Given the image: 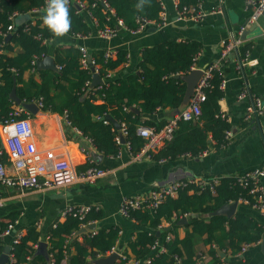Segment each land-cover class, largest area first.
<instances>
[{
  "label": "trees",
  "instance_id": "trees-1",
  "mask_svg": "<svg viewBox=\"0 0 264 264\" xmlns=\"http://www.w3.org/2000/svg\"><path fill=\"white\" fill-rule=\"evenodd\" d=\"M86 9L101 28L112 24L107 20L106 9L99 0H84ZM117 16L121 17L129 29L136 27V18L145 17L159 21L160 0H106ZM201 0H178V8L195 7ZM46 0H0V122L8 118L13 101L10 92L15 86L16 94L26 102L41 100L42 109L64 115L72 126L88 136L95 149L103 155H115L121 144L117 142L118 129L108 116L118 123H124V135L128 149L136 154L143 145L137 128L139 125L156 126L142 115H151L158 108H177L183 98L185 83L175 74L188 73L201 51L198 41L175 38L146 46L140 51L138 70L128 72L122 78H115L113 72L125 65L128 53L125 48L114 50V55L106 56L105 49L88 51L91 60L98 67V73L104 82L89 88L93 71L80 63L82 51L74 44H53L51 54L59 70L35 68L28 78L24 71L31 70L34 55L40 58L48 54L45 40L56 37L43 23V16L31 17L7 30L12 13H25L32 8H39ZM71 30L69 34L89 35L91 22L85 14L76 10L69 0ZM108 72L110 75L108 76ZM223 69L219 65L212 71V76L205 88V99L201 102V113L197 120H179L172 137L157 151L151 153L154 159H175L181 155L198 156L210 146L219 148L228 140L230 131L228 119L221 117L219 100L223 90L219 84L223 78ZM137 106L140 113L133 111ZM134 112V113H133ZM22 113L21 116H27ZM160 124L156 127H160ZM96 165V164H94ZM103 167L101 165H96ZM242 174V173H240ZM238 174V175H240ZM238 175L207 177L211 182L204 185L200 180H183L174 197L166 196L156 206L141 207L131 210L129 217L139 230L133 238L127 240L130 250H123L125 258L119 257L117 264H128L129 258L139 261L148 259L147 264H175V255L180 264H197L195 241L202 237L211 247L208 254L211 259L207 264H222L216 247L230 249L233 254L241 250L244 244L258 242L264 234L263 225L249 215L236 212L231 217L223 214H211L221 205L240 198L254 201V196L238 181ZM206 178L203 179L207 180ZM186 214L187 227L183 238L177 235L178 222ZM18 217V212H11L0 218V231ZM101 217L100 211L92 208L84 219L66 215L61 217L46 234L38 231L35 225L22 229V235L11 249L12 261L8 264H21L26 255H30L28 264H96L99 255L109 252L119 238L118 226L96 228L95 233L84 232L74 236L83 221H92ZM164 221L168 228L158 226ZM160 231L159 235L156 234ZM171 233L168 240L166 235ZM80 236V237H79ZM44 240L47 243L48 259L35 252L34 245ZM11 239L5 243L10 242ZM155 242L163 245L164 250L153 247ZM0 239V251L3 250ZM246 259L235 257L228 264H245Z\"/></svg>",
  "mask_w": 264,
  "mask_h": 264
},
{
  "label": "crops",
  "instance_id": "crops-1",
  "mask_svg": "<svg viewBox=\"0 0 264 264\" xmlns=\"http://www.w3.org/2000/svg\"><path fill=\"white\" fill-rule=\"evenodd\" d=\"M160 4L164 6L166 16L173 20L178 0H160ZM217 8L220 11H215ZM252 9L253 4L249 0H201L200 10L204 14L198 19L185 18L161 27L151 25L138 33L128 28H118L110 38L95 34L78 37L67 33L48 40L46 55H52L53 44H74L83 46L88 51L125 48L128 60L113 72L115 78H122L128 72L138 70L140 51L146 46L171 38L198 41L201 51L196 57L194 67L203 69L215 62L222 66L226 85L219 105L229 116L230 132L225 145L219 148L210 146L198 156L181 155L175 159H154L147 156L136 158L126 143H120L117 154L103 155L95 149L88 136L68 123L64 115L43 110L41 107L36 114H30L26 110L33 128L31 142L39 152L45 154L53 150L58 157L68 158L77 172L94 164L111 171L95 182H78L54 190L21 191L0 183V199L3 200L0 218L13 211L18 212L17 224L10 234L4 236V242L9 241L16 231L29 225H35L38 231L46 234L62 217L60 212L63 208L71 204H91L101 213L100 218L94 219L95 229L118 226L120 236L117 247L130 252L127 240L135 236L139 227L129 216L120 213L119 205L123 196L146 194L152 188L180 180L197 181L207 177L235 176L261 165L264 161V109L260 115L251 119L245 118L253 98L264 95V14L261 13L251 20ZM45 14V10H41L38 16ZM253 24H256L254 28ZM91 29L93 31L94 27ZM233 38L239 40L237 47L232 48L221 59L222 40ZM33 72L24 71L23 77L28 78ZM241 91L246 92L243 98L238 97ZM172 110L158 108L151 115H142V118L158 126L172 116ZM135 113H140L139 109ZM7 167H10L9 164ZM236 212L249 215L264 228V212L240 201H237L233 215ZM178 224L177 235L183 238L190 227H187V221L179 220ZM168 225L169 223L165 224L167 228ZM168 235L172 237L171 233ZM261 240L262 237L258 242L249 244L241 256H237L238 252L233 254L230 249H222V255L216 252L222 264H228L236 256L246 259L245 264H264ZM211 246L205 244L202 237L195 241L197 264L209 262L211 257L208 249ZM33 247L36 249L37 245ZM109 254L107 252L103 256ZM114 264H117V260Z\"/></svg>",
  "mask_w": 264,
  "mask_h": 264
},
{
  "label": "built area",
  "instance_id": "built-area-1",
  "mask_svg": "<svg viewBox=\"0 0 264 264\" xmlns=\"http://www.w3.org/2000/svg\"><path fill=\"white\" fill-rule=\"evenodd\" d=\"M76 10L80 13L86 15L87 19L91 22L94 27L91 34H95L100 37L110 38L113 36L118 28H127L124 24V21L121 17L117 16L114 9L109 6L106 0H99L102 6L106 9L107 20L111 21L112 24H105L103 27L98 28L97 22L90 14V12L86 9V3L84 0H71ZM251 4H253L251 20L255 17L259 16L264 10V0H249ZM161 5V10L159 12V21H153L147 19L145 17H137L136 18V27L134 29H130L134 33H138L146 29L148 26L154 25L157 27H161L171 23L172 21L182 20L185 18L198 19L204 13L200 10V4L195 7H182L177 8L175 18L171 20L166 16L164 11V6ZM47 0L44 6L39 8H32L27 11L30 17L38 16L41 10H46ZM215 11H220V8H217ZM22 13H12L10 15L11 22L7 26V30H13L17 27L15 24L16 18ZM40 17V16H38ZM23 23V22H22ZM21 24V23H20ZM19 25V24H18ZM129 29V28H128ZM241 31V30H240ZM90 35V34H89ZM5 36L4 33L0 32V37L3 38ZM78 37H84L87 35H76ZM48 41V40H47ZM45 40L44 42L47 43ZM239 43L238 39L231 40H222V49L220 51V58L224 59L230 50L234 47H237ZM82 51L80 57V63L83 66H90L92 63L94 72L98 73V67L94 65L93 61L91 63L88 58V50L87 48L80 46ZM0 50L1 44H0ZM106 56L114 55L113 49H105ZM199 54V53H198ZM197 54V55H198ZM248 55V54H247ZM197 57V56H196ZM41 58L37 55H34L31 59V65H33L32 71L37 68L36 63ZM246 62V59L243 60ZM220 65L219 62H215L203 68V74L198 80L197 84L194 87V91L191 95L189 103L180 110L179 113L174 114L169 117L167 121L160 127L156 126H146L139 125L137 128L138 134L144 138L143 145L140 150L134 154V157L139 158L141 156L151 157V153L155 152L159 147H161L167 140L172 137L173 131L176 129L178 121L183 120H197L201 113V102L205 99V88L208 86V81L212 76V71L215 68H218ZM195 65L192 66L191 69L195 68ZM58 69L59 66L56 65ZM110 75V72L107 74ZM104 78L102 82H104ZM91 81H87L86 84L89 87ZM226 85V79L222 78L219 87L223 90ZM246 96L245 91H241L238 94L239 98H243ZM38 107H42L41 100L36 101ZM135 108V105L133 106ZM264 109V95L256 96L252 100V104L248 107V110L245 114L246 119H251L253 116L262 114ZM22 113H27V111L21 107L20 105L12 106V111L9 113L8 118H6L3 122H0V183L7 187L18 188L21 191H30V190H54L64 188L68 185L84 182V183H92L96 180L103 178L106 176L111 170L105 167H99L96 165H88L84 170L77 172L73 167L70 160L66 157H58L56 153L51 150L42 154L39 152L34 144L31 142L33 137V128L31 124L30 117L24 116L22 117ZM28 114V113H27ZM220 115L223 118L228 119V114L221 110ZM67 122V121H66ZM69 123V121H68ZM79 131L78 129H76ZM120 132L124 136L126 133L125 124H120ZM229 132H227V136H229ZM125 138V137H124ZM117 142L120 143L119 133L116 137ZM126 143V141H125ZM127 148L128 145L126 144ZM191 156V155H190ZM9 164V168L7 167ZM215 182L218 180L214 179ZM238 181L244 186L248 187L249 192L253 194L254 201L251 202L246 198H240L237 201L246 203L251 205L252 207L258 209L260 212H264V161L261 165L254 167L250 170L243 172L238 175ZM211 182L210 180H200L198 183L204 185L206 183ZM185 185V182L182 180L172 182L171 184H167L164 186L152 188L146 194H137L131 196H123L119 210L120 213L124 216H129L131 210L141 208V207H149L156 206L159 202H161L166 196L174 197L177 195L178 189ZM3 204V200L0 199V206ZM92 208H95L91 204H76V205H68L61 210V216L64 217L66 215L77 216L81 220L85 218L86 214L90 212ZM186 216V214H185ZM88 223H95L92 221H83L80 223V227L86 226ZM168 223V222H166ZM165 223V224H166ZM17 224V219L13 222H10L7 227L0 231V239L4 242V236L8 235L14 230L15 225ZM165 224H160L158 226V230H161ZM95 228L90 229L89 232L95 233ZM120 234V230H119ZM22 235V229H19L12 236L11 241L8 243H3L5 245L10 246V252L8 255V262L4 264H8L12 261L11 249L14 243L18 242L19 238ZM170 237L167 234L166 239L168 240ZM118 240L116 244L112 247L109 253L118 252L119 257L125 258L122 250H119L117 247ZM250 243L244 244L241 250L237 253V256H241L242 252L245 250ZM37 245V244H36ZM36 245H34L36 247ZM3 246V248H4ZM153 247H158L160 250H164L163 245L159 242H155ZM3 252L0 251V254ZM103 255H99L101 257ZM176 262L175 264H180L179 257L177 255L174 256ZM30 259V255H26L25 261L21 264H28V260ZM148 259L144 261H139L136 258H129L128 264H147Z\"/></svg>",
  "mask_w": 264,
  "mask_h": 264
},
{
  "label": "water",
  "instance_id": "water-1",
  "mask_svg": "<svg viewBox=\"0 0 264 264\" xmlns=\"http://www.w3.org/2000/svg\"><path fill=\"white\" fill-rule=\"evenodd\" d=\"M262 14H264V10L262 11ZM29 18H30V15L25 12L16 18L15 23L20 24ZM255 25L256 24H253L252 28H254ZM88 58H89V61L91 63V55L89 53H88ZM36 66L38 69L49 68V69H53V70H59L54 63V58L52 55H46L44 58L38 60L36 63ZM90 66H91V70L93 71V73H92L91 82L89 84V88L95 86L96 84H98L102 81L99 73L94 72L92 63L90 64ZM202 74H203L202 68H193L186 74H175L174 75V77H177V78L180 77L181 79H183V81L185 83V91H184V95H183V98H182L180 105L177 108H174L172 110V112H173L172 116L174 114L179 113L180 110L189 103L191 95L194 91V87L197 84L200 77L202 76ZM10 97H11L14 104L20 105L25 110H27L30 114H36L39 110V107L35 101L26 102V101L22 100L16 94L15 86H13V88L10 92ZM135 111L138 112V109L134 108V112ZM108 118L111 119V121L113 122L115 127L118 129V133L120 136V143H125V138L120 132V123H118L116 120H114L111 116H108ZM236 205H237V200L229 201V202L221 205L215 211L210 212L208 215L223 214L226 217H231L234 213V209H235ZM180 221L186 222L187 221L186 217L180 218ZM94 228H95V223H88V224H86V226L79 228L74 233V236L79 235V234L84 233V232H87L88 230L94 229ZM159 233H160V231L156 232L157 235H159ZM261 244L264 247V234L262 236ZM217 251L219 252V254H221V255L223 254L221 249L217 248ZM9 252H10V246L5 245L3 248V252L0 254V264H4V263L8 262ZM35 252L44 255L48 259L49 257H48V252H47L46 241H44V240L39 241L37 244V247L35 249ZM118 258H119L118 252H112L107 256H101V257L96 258L94 260V262L96 264H114V261L117 260Z\"/></svg>",
  "mask_w": 264,
  "mask_h": 264
},
{
  "label": "clouds",
  "instance_id": "clouds-1",
  "mask_svg": "<svg viewBox=\"0 0 264 264\" xmlns=\"http://www.w3.org/2000/svg\"><path fill=\"white\" fill-rule=\"evenodd\" d=\"M43 23L57 37L66 35L71 30L69 0H47Z\"/></svg>",
  "mask_w": 264,
  "mask_h": 264
},
{
  "label": "rangeland",
  "instance_id": "rangeland-1",
  "mask_svg": "<svg viewBox=\"0 0 264 264\" xmlns=\"http://www.w3.org/2000/svg\"><path fill=\"white\" fill-rule=\"evenodd\" d=\"M183 217H186V216L184 215ZM165 223H166V221L163 222V224H165Z\"/></svg>",
  "mask_w": 264,
  "mask_h": 264
}]
</instances>
